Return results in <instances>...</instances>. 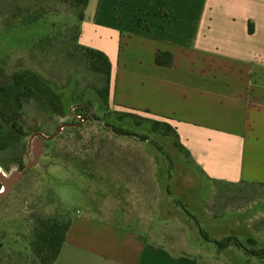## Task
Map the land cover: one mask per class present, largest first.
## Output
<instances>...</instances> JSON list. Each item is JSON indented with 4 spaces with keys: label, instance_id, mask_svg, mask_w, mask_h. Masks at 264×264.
<instances>
[{
    "label": "rangeland",
    "instance_id": "1",
    "mask_svg": "<svg viewBox=\"0 0 264 264\" xmlns=\"http://www.w3.org/2000/svg\"><path fill=\"white\" fill-rule=\"evenodd\" d=\"M145 1L147 5H139L141 0L117 1L122 22L135 20L145 29L159 24L171 35L183 33L186 41L189 31L176 25L186 22L178 16L188 15H164L165 10L154 7L155 0ZM98 2L92 0L90 10L85 9L87 23ZM28 8L47 13L31 24L7 26L13 14L21 18L19 9ZM143 8L145 13H138ZM75 24L81 27L67 5L58 1L0 0L3 75L36 71L61 93L65 115L45 114L33 103L26 104L17 120L21 133L16 129L0 151V168L6 175L23 170L30 137L51 136L68 125L44 146L38 165L0 202V264H39L30 241L37 219L71 220L88 210L133 225L150 241L187 251L198 264H264V257L250 254L252 250L264 256V188L212 182L175 146L173 137L156 131L149 118L106 104L97 94V75L79 57ZM47 36L50 41L44 42ZM40 42L44 46H34ZM73 106H84L88 120L76 122ZM117 128L130 135H119ZM201 229L211 239L235 236L248 252L235 245L219 249Z\"/></svg>",
    "mask_w": 264,
    "mask_h": 264
},
{
    "label": "crops",
    "instance_id": "2",
    "mask_svg": "<svg viewBox=\"0 0 264 264\" xmlns=\"http://www.w3.org/2000/svg\"><path fill=\"white\" fill-rule=\"evenodd\" d=\"M117 1L99 0L78 38L109 58L110 106L170 124L212 182L264 188V0H155L166 13L188 15L176 25L189 31L186 41L159 24H124ZM158 52L172 54V65L158 64ZM88 211L71 219L55 264H198L187 251Z\"/></svg>",
    "mask_w": 264,
    "mask_h": 264
},
{
    "label": "trees",
    "instance_id": "3",
    "mask_svg": "<svg viewBox=\"0 0 264 264\" xmlns=\"http://www.w3.org/2000/svg\"><path fill=\"white\" fill-rule=\"evenodd\" d=\"M30 1V0H29ZM35 3H50L58 1L67 5L69 12L73 14L81 22L85 17V9L89 4V0H31ZM162 10V9H161ZM25 11V12H24ZM20 18L13 14L8 20L7 26L11 25H27L44 18L47 13L44 9L31 11L28 9H19ZM24 12V13H23ZM163 12V10L161 11ZM164 15L170 13L163 12ZM171 15V14H170ZM75 46L80 51V58L86 62L87 67L97 75L99 86H97V94L107 104L109 102L110 80H111V63L107 55L99 50L82 46L78 43L79 25L75 24ZM252 31V28L249 29ZM50 41L45 37L44 42ZM42 42L35 43L34 46L41 48ZM44 46V45H43ZM156 62L160 65H172L173 55L170 53L158 52ZM13 83L0 87V151L5 150L8 146V136L17 132L21 133L17 120L21 118L23 108L26 104L33 103L40 112L45 114L52 113L58 116H64V107L61 93L57 92L48 81H46L36 71L25 70L14 74ZM132 115V114H131ZM133 116V115H132ZM156 131L163 133L165 136H171L174 139L175 146L189 156V152L180 144L176 130L168 123L150 120ZM115 131L122 136L130 135L121 128ZM145 139H147L145 137ZM1 188V185H0ZM71 220L65 218H39L37 219L33 233L31 236V247L35 260L39 264H55L60 256L63 245L66 241L67 234L70 230ZM202 234L206 240L214 242L219 249H225L235 245L244 250L246 249L235 236L226 237L222 240L211 239L202 229ZM248 252V251H247ZM250 252V251H249ZM250 254L257 257L262 256L261 252L252 251ZM22 264V263H16ZM26 264V263H24Z\"/></svg>",
    "mask_w": 264,
    "mask_h": 264
},
{
    "label": "water",
    "instance_id": "4",
    "mask_svg": "<svg viewBox=\"0 0 264 264\" xmlns=\"http://www.w3.org/2000/svg\"><path fill=\"white\" fill-rule=\"evenodd\" d=\"M12 83L13 78H6L0 72V87H5ZM60 132L61 129L55 135L48 136L43 133H35L30 137L27 150V163L23 170L11 172L10 175H6L0 168V202L7 197V195L21 181L29 169L38 165L39 158L41 157L44 149V141L52 140L59 135ZM31 155H33V157H31Z\"/></svg>",
    "mask_w": 264,
    "mask_h": 264
},
{
    "label": "flooded vegetation",
    "instance_id": "5",
    "mask_svg": "<svg viewBox=\"0 0 264 264\" xmlns=\"http://www.w3.org/2000/svg\"><path fill=\"white\" fill-rule=\"evenodd\" d=\"M0 72H1V74L3 75V72L1 71V69H0ZM4 76V75H3ZM4 77H6V78H11V77H7V76H4ZM82 108H85L84 106H73L72 108H71V117L73 118V119H75L76 120V122L78 121L80 124L81 123H83V122H85L86 120H88V119H86L84 116H83V111H82ZM90 115V114H89ZM65 116V115H64ZM63 116V117H64ZM62 127H60V129H61V131L63 130V128L64 127H66V126H68V125H61ZM60 129H58V131L56 132V133H58L59 132V130ZM55 133V134H56ZM55 134H53V135H55ZM54 139V138H53ZM49 141H51V140H45L44 141V146H46V144L49 142Z\"/></svg>",
    "mask_w": 264,
    "mask_h": 264
},
{
    "label": "bare ground",
    "instance_id": "6",
    "mask_svg": "<svg viewBox=\"0 0 264 264\" xmlns=\"http://www.w3.org/2000/svg\"><path fill=\"white\" fill-rule=\"evenodd\" d=\"M5 175V174H4ZM6 176V175H5Z\"/></svg>",
    "mask_w": 264,
    "mask_h": 264
}]
</instances>
